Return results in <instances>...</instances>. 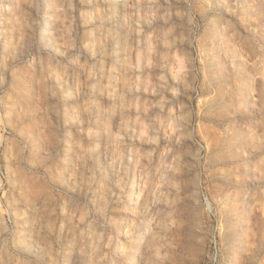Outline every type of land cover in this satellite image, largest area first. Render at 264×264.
Here are the masks:
<instances>
[{"label": "clouds", "instance_id": "9594fccd", "mask_svg": "<svg viewBox=\"0 0 264 264\" xmlns=\"http://www.w3.org/2000/svg\"><path fill=\"white\" fill-rule=\"evenodd\" d=\"M0 264H264V0H0Z\"/></svg>", "mask_w": 264, "mask_h": 264}]
</instances>
